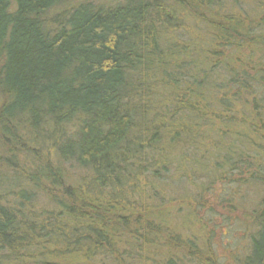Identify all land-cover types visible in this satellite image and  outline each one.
<instances>
[{
  "label": "trees",
  "instance_id": "obj_1",
  "mask_svg": "<svg viewBox=\"0 0 264 264\" xmlns=\"http://www.w3.org/2000/svg\"><path fill=\"white\" fill-rule=\"evenodd\" d=\"M224 3L0 0V264H236L173 220L203 171L264 185V3Z\"/></svg>",
  "mask_w": 264,
  "mask_h": 264
},
{
  "label": "rangeland",
  "instance_id": "obj_2",
  "mask_svg": "<svg viewBox=\"0 0 264 264\" xmlns=\"http://www.w3.org/2000/svg\"><path fill=\"white\" fill-rule=\"evenodd\" d=\"M90 1L102 5H111L122 0ZM226 2L224 4L227 7L234 8V11L241 10L239 13H245L246 10L259 12L264 0H226ZM215 10L219 11L218 6L215 7ZM220 11L222 13L225 10ZM182 16L185 17V13ZM202 26V24H196L191 27L190 24H187L185 27L183 26L184 35L189 36L188 32L192 34L193 31H198V27ZM179 30L180 26L176 29V32ZM19 159H22V157ZM188 163L192 164L193 162ZM63 166H65V171L69 173L71 182H79L81 176H85L86 171L79 170L76 166L73 167L70 164H64ZM203 172L198 173L200 177H196L195 183L190 184L192 181H188V179H185V182H180L184 183V189L186 190H179L177 194H186L187 192L186 195L188 196H185L186 199L179 206L178 214L173 220L179 223L185 221V225H190L191 230L193 229L197 238L200 239V243L201 241L213 243L220 263L236 262V264H242V261L245 262V257L249 255L252 235L255 233L259 222L256 214L263 207L264 185L259 182L246 184V182H243L246 175L240 169L229 171L223 176V180L220 179V176L217 179L209 180L207 177H203ZM211 180L213 182L210 184V189H205V184ZM203 184L204 186H201ZM231 193L235 196L231 202L232 207L229 205L230 203L224 202V199ZM172 196H175V194H172ZM39 198L43 205H50L47 198ZM47 207L51 208L50 206ZM183 216L186 217L183 219L181 218ZM194 221L198 223L196 226H193ZM181 230L183 229L181 228ZM100 263L107 264V261L102 260Z\"/></svg>",
  "mask_w": 264,
  "mask_h": 264
}]
</instances>
